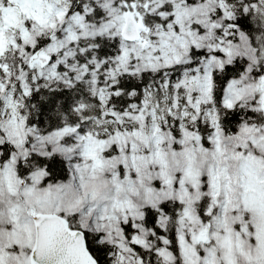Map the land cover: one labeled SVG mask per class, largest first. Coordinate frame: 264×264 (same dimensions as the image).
Returning a JSON list of instances; mask_svg holds the SVG:
<instances>
[{
	"label": "snow or ice",
	"instance_id": "6c2138e0",
	"mask_svg": "<svg viewBox=\"0 0 264 264\" xmlns=\"http://www.w3.org/2000/svg\"><path fill=\"white\" fill-rule=\"evenodd\" d=\"M0 264H264V0H0Z\"/></svg>",
	"mask_w": 264,
	"mask_h": 264
}]
</instances>
